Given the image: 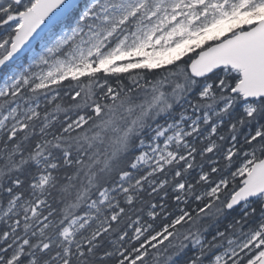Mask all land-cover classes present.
<instances>
[{
  "label": "snow or ice",
  "instance_id": "snow-or-ice-1",
  "mask_svg": "<svg viewBox=\"0 0 264 264\" xmlns=\"http://www.w3.org/2000/svg\"><path fill=\"white\" fill-rule=\"evenodd\" d=\"M0 70V264H264V0H0Z\"/></svg>",
  "mask_w": 264,
  "mask_h": 264
},
{
  "label": "water",
  "instance_id": "water-1",
  "mask_svg": "<svg viewBox=\"0 0 264 264\" xmlns=\"http://www.w3.org/2000/svg\"><path fill=\"white\" fill-rule=\"evenodd\" d=\"M3 70H0V72H2Z\"/></svg>",
  "mask_w": 264,
  "mask_h": 264
},
{
  "label": "trees",
  "instance_id": "trees-1",
  "mask_svg": "<svg viewBox=\"0 0 264 264\" xmlns=\"http://www.w3.org/2000/svg\"><path fill=\"white\" fill-rule=\"evenodd\" d=\"M190 55H191V53H190Z\"/></svg>",
  "mask_w": 264,
  "mask_h": 264
}]
</instances>
